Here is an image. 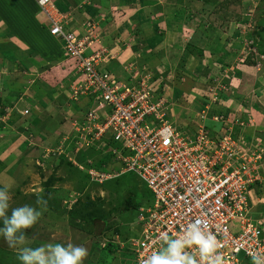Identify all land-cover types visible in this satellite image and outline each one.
Masks as SVG:
<instances>
[{
  "label": "rangeland",
  "instance_id": "374dc122",
  "mask_svg": "<svg viewBox=\"0 0 264 264\" xmlns=\"http://www.w3.org/2000/svg\"><path fill=\"white\" fill-rule=\"evenodd\" d=\"M62 1L56 0L57 8L61 13L69 11L68 27L83 28L89 22L99 46L111 48L114 35L118 37L119 32V42L130 45L135 55L125 58L131 68L124 69L129 70L126 76L120 70L124 76L116 77L121 82L147 75L159 96L171 99L174 90L175 105L171 106L172 112L170 106L167 108L166 119L173 121L182 135L198 132L205 107L207 114L223 112L234 127H245L246 133L235 127V137L246 142L244 147L251 143L256 155L263 154V169L258 168L263 182L254 186L250 195L252 217L264 224V0ZM83 11L91 19L81 16ZM8 25L17 34L11 22ZM42 25L46 30V22ZM77 30L76 27L75 34H79ZM58 41L55 47L62 48L63 42ZM0 46L1 52L13 49L10 44ZM30 49L28 46L24 50ZM34 50L35 47V53ZM39 50L35 59H28L32 53L14 58L0 52V60H16L18 65L14 68L11 64L4 71L11 81L7 87L29 91L31 97L26 95L24 100L35 103L32 109L28 108V114L20 115L17 109H26L24 102L11 112L5 108L7 103L11 105L10 101L5 97L0 100L5 101V105L0 103V187L7 188L12 197L8 215L11 209L26 204L41 212L38 222L26 230L32 247L72 243L88 249L83 264H133L125 244L128 224L137 212H122L125 198L129 190H134L135 199L147 206L152 203V195L133 173L100 184L91 182L86 172L87 159L101 172L114 173L120 166L107 148L95 149L85 156L74 153L79 133L73 124L83 119L82 112L90 98L75 102L66 99L71 82L68 80L73 78L75 68L63 48V52L58 50L60 59L41 64L38 57L45 56L46 51L42 46ZM119 65L107 64L116 69ZM31 86L39 89L28 90ZM47 93L53 96L50 98ZM40 99L43 104L38 102ZM39 123H51L52 131L46 126L42 132ZM208 128L210 137L222 134L213 129V123ZM81 158H85L83 162ZM73 161L82 164L84 170ZM41 198L47 201L46 205L37 204ZM18 252L19 248L9 247L0 237V264H20ZM239 259L241 264H252L243 255Z\"/></svg>",
  "mask_w": 264,
  "mask_h": 264
},
{
  "label": "built area",
  "instance_id": "2783aa9c",
  "mask_svg": "<svg viewBox=\"0 0 264 264\" xmlns=\"http://www.w3.org/2000/svg\"><path fill=\"white\" fill-rule=\"evenodd\" d=\"M36 3L50 35L63 42L66 59L76 62L69 100L93 102L83 119L73 124L79 133L74 153L107 148L120 166L114 173L101 172L87 159L91 182L100 184L133 173L152 195V203L142 205L129 224L125 248L133 264H142L160 247V233L178 235L196 219L217 237L226 264H241L239 255L251 259L249 253L264 254V224L252 217L250 195L263 182L258 172L263 169V154L256 155L251 143L244 147L246 142L235 137L233 127L210 137L202 123L193 136L182 135L166 119L169 99L156 94L147 75L126 83L105 68L113 56L99 46L89 22L84 34H75L68 29V14L61 13L54 0ZM213 119L224 122L223 116ZM73 163L84 170L82 164Z\"/></svg>",
  "mask_w": 264,
  "mask_h": 264
},
{
  "label": "clouds",
  "instance_id": "9594fccd",
  "mask_svg": "<svg viewBox=\"0 0 264 264\" xmlns=\"http://www.w3.org/2000/svg\"><path fill=\"white\" fill-rule=\"evenodd\" d=\"M235 127L239 128L237 125ZM11 199L9 190L0 187V237L9 247L19 248L17 258L20 264H83L88 256V249L85 247L72 243L66 246L61 243L30 246L26 230L38 222L41 212L26 204L11 209L9 216ZM37 204L46 205L47 201L41 198L37 200ZM158 239L160 247L147 256L142 264H226L224 255L218 251L217 237L206 230L200 219L189 222L178 235H169L164 231ZM249 255L252 264H264V254L252 252Z\"/></svg>",
  "mask_w": 264,
  "mask_h": 264
},
{
  "label": "crops",
  "instance_id": "0c3cea01",
  "mask_svg": "<svg viewBox=\"0 0 264 264\" xmlns=\"http://www.w3.org/2000/svg\"><path fill=\"white\" fill-rule=\"evenodd\" d=\"M54 2H55V4L57 3L56 0H54ZM93 9H94V7H93ZM87 11H89V10H87ZM87 11L86 12L83 11L81 13V16H84V17H87V18L89 17L88 18V20H89V19H91V17L88 16V15L86 16V14L88 13ZM68 12L69 11H67L66 13H63V14L67 15V14H69ZM90 12L92 13V11H90ZM41 13L42 12L40 11V9H39V7H38V5L36 3V0H0V38H1V43L10 44V45L13 46L12 51H10L11 52L10 55L12 57L15 58V57H17L18 54H19L20 57H22V55H23V57H25V56L28 57V54L32 53L31 56H29L28 59H33V58L35 59L38 56V53H40L39 48H41V46H42L43 50L46 51V52L44 53L45 56H43V57L39 56L38 57V58H40V60H38V64L45 63V62H48L50 60L53 62V61H55V58L60 59L59 58L60 55H58V50L62 51V48L61 47L60 48L59 47H55V45H56L55 42L56 43L59 42L58 39H56V38H54L53 36L50 35V33L48 31V27H46V30L44 29L45 27H44V25H42V23L45 24L46 20H45V16L43 15V13L42 14ZM87 18H85V19H87ZM9 22H11V24L16 28L17 34L10 31L9 27L11 25H8ZM76 27L78 29L77 31L79 32V34H83V30L84 29L81 28L80 25H71L70 27H68V29L74 30L76 32ZM116 32H117V29H116ZM101 34H102V32H101ZM119 34L120 35H118V37L122 36L120 32H119ZM118 37H115V35H114L115 40L113 39V41H114L113 46H111V48L110 47H107V48L110 51L111 55L113 56L112 59L109 60V62L110 61L111 62H113V61L115 62L113 64L110 62V64L111 65H116V63H117V64H120V65L116 69L113 66L111 68H108V66L106 64L105 68L108 71L111 70L112 73L115 76H117V77L118 76L119 77L122 76L123 77L124 75L120 73L121 72L120 70H122V72L126 76V74L128 75L127 72L129 70L125 71L124 69H126L127 66H130V64H128V62L124 61V60H125V58L127 59V57L129 59H131V57H134L135 53L130 48V45H128L127 42H125V44H124V42L120 43L119 40H118V39H120V37L119 38ZM18 38H21V41ZM39 44H41V45H39ZM28 46L31 47V49L29 51L24 50ZM103 46H106V45L103 44ZM34 47L36 48V50H34V51H36L35 53L32 52ZM93 49H95V48H93ZM93 49H90L89 51H92ZM128 52H130V53H128ZM11 60L12 59H8V61H5V62L0 60V82L2 81V83H1L2 84V88H0V97H3V98L5 97V99L9 100L10 102L11 101H16L17 102V103L15 102L16 104L13 103V102H11V105L7 104L6 107H5V108H7L6 109L7 111L10 110L11 112H14V109L18 108V103L19 102H22V103L24 102L23 106L26 109H28V108L32 109L33 108V104H35V103L32 104L29 101H27V99L24 100V96H26V95L31 97L29 91H25L24 92L21 89H17L16 90L15 88L7 87L11 81H10L9 75H6V73L3 74L4 71L8 70L10 68L9 65H11V64H13L12 67H14V68H16L18 66L17 64H15V62H16L15 59H14L15 61H13V62H11ZM18 64H20V63H18ZM163 64H164V62H163ZM209 68H211V65H209ZM1 75L2 76L4 75L3 78L1 77ZM32 76H34V75H32ZM207 77H208V75H207ZM6 81H8L7 85H6ZM30 89H35V91H36L39 88L31 86L28 90H30ZM173 92H174V90H172V93ZM172 93H171V99H169V101L171 103L170 107L175 105L172 102V100H173ZM41 94L46 95L45 92H43V91L41 92ZM47 94H48V96L50 98L53 96L51 93H47ZM40 101H41V99L38 102L40 104H43ZM17 110L20 111V109H17ZM170 111L172 112L173 108L170 109ZM227 115L216 114V113H211L210 114V112H209V114L206 113V117H205L204 120H201V123H203L205 125V127H206V129L208 131H209L208 126H211V123H213V126H214L213 129L214 130H218V133L224 132L229 127H233L235 129L233 124L230 123L231 121L229 119H227L228 118ZM214 116H223L224 117V122H222V121H220V122L214 121V119H212V117H214ZM35 117H38V116H35ZM35 117L33 118V120L35 122H37L35 120ZM39 121L40 120L38 119V122ZM229 124H230V126H229ZM40 125H41L40 130L42 132H44V128L46 126L49 127L50 131H52V129H53V125L51 123H49L48 125L39 123V127H40ZM224 125H226V126H224ZM247 127L250 128L249 124L247 125ZM247 127H246V129H247ZM240 131H242V133H246L245 132V127L244 128H240ZM249 135H251V134H249Z\"/></svg>",
  "mask_w": 264,
  "mask_h": 264
},
{
  "label": "trees",
  "instance_id": "16d2710c",
  "mask_svg": "<svg viewBox=\"0 0 264 264\" xmlns=\"http://www.w3.org/2000/svg\"><path fill=\"white\" fill-rule=\"evenodd\" d=\"M56 6H58V3L56 4ZM58 8H59V6H58ZM1 47H3V46H0V48ZM1 52V51H0ZM2 54H4V55H6V56H9L10 55V51H4V52H1ZM113 61V60H112ZM111 62V61H110ZM112 64L113 63H115L114 61L113 62H111ZM73 67H72V69H74L75 68V66H76V62H73V61H71V63H70ZM75 70V69H74ZM111 71V70H110ZM73 80V78H69V82L70 81H72ZM71 83V82H70ZM2 99H4V98H1L0 97V100H2ZM68 101H70L69 100V98H66ZM92 100V99H91ZM6 101H8L9 102V100H7L6 99ZM5 101H2V102H0L1 104H5L4 103ZM71 102H75V101H73V100H71ZM11 103V102H10ZM8 104V103H7ZM93 104V102L91 101V103L90 104H87L85 107H84V111L82 112V113H84L87 109H89V107L91 106ZM77 110H78V108H76ZM216 114H223V112H220V113H216ZM234 135H235V132H234ZM95 149H89V150H87V151H85V152H79V153H77L76 155H82V156H85L84 154H87V153H89V152H91V151H94ZM82 160H81V162H83V160L85 159V158H81ZM126 175V174H125ZM135 197H136V195H135V193H134V190H129L128 191V194H127V196H126V198H125V202H124V206H123V209H122V212H127V211H130V210H134L135 212H137L138 211V209L141 207V204H140V202L138 201V200H136L135 199ZM137 214V213H136ZM131 223V222H130ZM129 223V224H130ZM128 224V225H129ZM127 225V224H126ZM128 225H127V227H128ZM248 260H251V259H249L248 258Z\"/></svg>",
  "mask_w": 264,
  "mask_h": 264
}]
</instances>
